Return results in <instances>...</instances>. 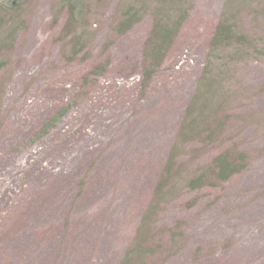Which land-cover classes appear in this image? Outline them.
Listing matches in <instances>:
<instances>
[{
	"label": "rangeland",
	"instance_id": "1",
	"mask_svg": "<svg viewBox=\"0 0 264 264\" xmlns=\"http://www.w3.org/2000/svg\"><path fill=\"white\" fill-rule=\"evenodd\" d=\"M66 1L0 33V264H123L144 225L140 264H264V0H75L72 31ZM160 8L186 21L144 83ZM222 21L249 46L212 49Z\"/></svg>",
	"mask_w": 264,
	"mask_h": 264
},
{
	"label": "trees",
	"instance_id": "2",
	"mask_svg": "<svg viewBox=\"0 0 264 264\" xmlns=\"http://www.w3.org/2000/svg\"><path fill=\"white\" fill-rule=\"evenodd\" d=\"M29 0H0V33L5 31L6 29L9 30V27L20 20L22 15V7L26 4V2ZM67 17H66V24L63 25V30L65 31H72V27L74 26L75 20L77 18L78 13V6L79 4L75 3V0H67ZM171 5H174L172 3ZM169 5V7H171ZM177 5V3H176ZM174 11V16L169 15L168 12L163 8L156 9L155 10V18L152 20V25L150 32L148 33V36L146 40L143 43L142 46V76H144V83L145 81L150 80V73H152L155 69L159 68L161 64L164 62L165 57L167 54L171 51L173 39L177 36L179 33L180 28L186 21L187 16V10L182 8H177L176 10L174 8H171ZM164 15V16H163ZM138 19V14L135 12V10L130 9L125 17V21L121 22L119 25V31L120 33H124L128 31L136 22ZM235 26L232 23H228L226 21H222L218 23L214 31L212 33V37L210 39V46L212 49H218L222 47H227L229 45H244L249 46V42L245 41V38L242 35H239L236 32ZM14 35V31H9L5 33V36L2 37L0 34V45H2L4 42H8L11 37ZM3 63L0 62V67ZM145 67H144V66ZM191 111V109H190ZM202 112V109H201ZM189 115V114H188ZM202 115L199 117L198 121H202ZM205 118V117H203ZM196 124V122H195ZM193 129V124H189L186 122L184 125V129L180 132L178 135V141H183L186 139L189 133V128ZM175 147V146H174ZM174 149V148H173ZM173 149L170 153V158L166 164L165 168V177L169 174V169L171 167V162L173 160ZM240 163L234 167V163L228 162L226 158L223 156H219L214 162L215 169L209 168L207 170L208 175L212 176L216 179H222L226 180L228 177L237 175L244 167V156L240 155L239 157ZM239 162V161H238ZM218 170V173L215 171ZM196 180V179H195ZM198 181V182H197ZM197 181L190 182L191 187H194L195 185L198 186L201 181V177L198 178ZM161 183L158 184L156 189L154 190V197H158V193L161 190L160 188ZM154 210H150L146 216V220H144V223L148 221V218L153 214ZM143 223V224H144ZM144 225L143 228H139L134 235V248L136 253L134 254V258L130 259L129 261L123 263V264H132V261L134 259H137L138 264H140V256L142 251V246L140 243V236L142 234V231L147 227ZM139 244V246H138ZM134 263V262H133ZM134 263V264H136Z\"/></svg>",
	"mask_w": 264,
	"mask_h": 264
},
{
	"label": "bare ground",
	"instance_id": "3",
	"mask_svg": "<svg viewBox=\"0 0 264 264\" xmlns=\"http://www.w3.org/2000/svg\"><path fill=\"white\" fill-rule=\"evenodd\" d=\"M213 134V133H212ZM214 135V134H213ZM185 140V139H184ZM184 140H183V142H184Z\"/></svg>",
	"mask_w": 264,
	"mask_h": 264
}]
</instances>
